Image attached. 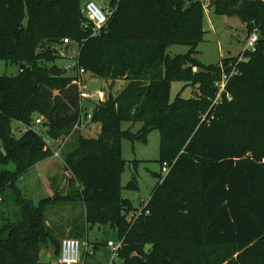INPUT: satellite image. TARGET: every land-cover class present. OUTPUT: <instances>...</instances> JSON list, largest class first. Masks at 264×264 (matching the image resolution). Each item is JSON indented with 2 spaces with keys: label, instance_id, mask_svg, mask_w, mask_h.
I'll return each mask as SVG.
<instances>
[{
  "label": "trees",
  "instance_id": "obj_1",
  "mask_svg": "<svg viewBox=\"0 0 264 264\" xmlns=\"http://www.w3.org/2000/svg\"><path fill=\"white\" fill-rule=\"evenodd\" d=\"M82 1L0 0V60L18 68L0 76V165L14 166L0 171V197L11 190L18 206L12 221L0 222V264H57L39 255L49 245L61 250L47 215L65 193L83 203L88 228L109 226L124 240L121 264H264V0H209L214 13L260 34L216 104L221 66L238 57L206 66L195 56L206 34L203 0H110L116 8L100 29ZM74 45L71 75L56 61ZM173 46L189 51L170 57ZM80 69L110 81L111 90L127 84L93 101L89 113ZM173 82L185 86L171 101ZM189 87L193 96L184 99ZM89 116L100 131L79 135L64 153L65 192L24 201L17 182L54 156L47 140L61 146ZM124 124L141 128L135 134ZM154 130L159 162L170 171L138 213L121 195L122 142H146ZM136 187L134 177L127 188Z\"/></svg>",
  "mask_w": 264,
  "mask_h": 264
},
{
  "label": "rangeland",
  "instance_id": "obj_2",
  "mask_svg": "<svg viewBox=\"0 0 264 264\" xmlns=\"http://www.w3.org/2000/svg\"><path fill=\"white\" fill-rule=\"evenodd\" d=\"M82 1V11L84 4L87 2ZM100 7L104 9L105 12H109L111 8L115 10V6H110V0H93ZM206 4V1H205ZM83 14L85 15L84 11ZM86 16V15H85ZM90 24L89 22H87ZM205 37L204 41L201 42L197 48V54L195 55L201 63L206 66L217 65L223 60L238 57L245 47L246 37L248 35V28L246 25L242 24L237 18H228L224 16H219L214 13L213 9L209 13L205 14L204 20ZM73 50L77 51V46H72L68 51H62V56L60 60L56 63L64 69V72L68 74H75V61L73 58L75 54ZM189 51V47L186 46H173L168 49L167 54L170 57H175L178 55H184ZM198 72V69H194ZM18 72L16 66L6 64L4 61L0 60V76H14ZM113 86V85H112ZM126 86L123 81H117L113 89L111 90V82L102 79L90 72H86L81 77V92H83L84 102L87 111L90 113L93 108V101L104 100L107 98L108 94L112 92L113 94L120 93ZM185 84L182 82H173L171 88V101H174L176 96L182 91ZM194 89L192 87L186 88L183 91L182 97L184 99H190L193 96ZM90 121L88 118L84 119L81 126H87L86 122ZM14 128L17 127L16 124L13 125ZM80 126V127H81ZM80 127L77 129L76 133L69 139L66 140L61 146H58L57 151L60 153V160H54L58 167H61L62 175L66 170L64 168V153L69 152L73 147L71 145L75 144L77 137L81 133H87L81 131ZM131 129L133 133H138L141 124H136L133 127L130 124H124L123 129ZM88 137L89 133L85 134ZM93 138V137H92ZM57 146V145H55ZM0 152H3V143L0 139ZM122 157L127 161L125 171L122 175V198L129 200L133 205L135 212H140V210L148 203L151 198L154 188L160 182V178L163 179L167 174L163 172V165L159 162L160 160V133L154 130L147 136L146 142L134 141L124 139L122 142ZM14 170V166L2 167L1 170ZM168 170V168H167ZM56 178L52 184L53 194L56 192H63L62 182L64 179H60V175ZM135 177L137 187L135 189L127 188L128 184ZM18 187H25L26 196L32 195L35 199H41L47 197L46 195H40L37 183L34 179V173H29L18 183ZM30 194V195H29ZM66 205L52 207L48 212V217L51 215V221L58 219L70 220L71 218L77 217L83 210L84 205H79L78 202L70 205L67 202ZM68 204V205H67ZM18 206L16 204V196L11 190H7L6 193L0 197V222H2L7 216L13 215ZM83 217L82 215H80ZM83 219V218H82ZM57 223V222H55ZM80 225V232L78 236H73L72 234H63L60 238H57L58 242L65 238H77L82 245V262L86 264H110L113 251L108 245V241H113L117 244L120 240L116 232H114L109 226H95L87 227L83 221ZM55 236H58L55 233ZM59 237V236H58ZM89 245L90 250L96 251L94 256H90L86 261L85 250L86 245ZM54 250V258L57 261L60 256V245L58 248L56 246L49 245ZM149 247H147L148 250ZM115 264H121V261L116 258Z\"/></svg>",
  "mask_w": 264,
  "mask_h": 264
},
{
  "label": "built area",
  "instance_id": "obj_3",
  "mask_svg": "<svg viewBox=\"0 0 264 264\" xmlns=\"http://www.w3.org/2000/svg\"><path fill=\"white\" fill-rule=\"evenodd\" d=\"M205 1H206V4H205ZM203 3H204L205 14L209 13L212 9L209 0H203ZM83 11L87 17V20L95 27V29H100L102 26H104L114 12L113 10H110L109 12H105L104 9L100 7L93 0L87 1L84 4ZM259 39H260V34L258 31V28H254L248 33L246 37L244 50L238 56L236 63L231 62L229 63L227 67H224L223 65L221 66L223 69V75H222L221 81L217 84L219 92L215 100V104L221 102V96L226 91V87L229 81L234 76H237L240 74L239 69H238L239 63L247 62L248 58L246 57V54L253 53L256 51ZM64 44L65 45L70 44V40L65 39ZM73 53L75 54V57H76L78 53V48H77V51L73 50ZM75 57L73 58V60L75 61V64H76ZM84 73H86L85 70L80 69L79 74L82 76ZM226 99L229 102L232 101V96L228 92L226 93ZM88 119L91 120V116H89ZM41 121H42V118L38 119L36 123L40 124ZM47 144L49 146L57 145L55 142L51 140H47ZM58 156H59V151H54V157H58ZM162 165H163V172H166V174H168L170 171V166L168 165V163H163ZM123 243H124V240H120L117 244H115L113 241L108 242L107 246L113 251V257H112L110 264H115V259L118 258L117 257L118 251L122 248ZM82 245L83 243L75 237L63 239L61 241L60 256L55 263L57 264H80L82 263V253H81ZM87 252L89 255L95 254V252L93 250L91 251L90 249H88Z\"/></svg>",
  "mask_w": 264,
  "mask_h": 264
},
{
  "label": "crops",
  "instance_id": "obj_4",
  "mask_svg": "<svg viewBox=\"0 0 264 264\" xmlns=\"http://www.w3.org/2000/svg\"><path fill=\"white\" fill-rule=\"evenodd\" d=\"M127 84L126 81H123ZM83 106L85 107V111H87L86 109V106H85V103H83ZM92 111V110H91ZM87 126H81L80 129L81 131H85L87 133L90 134V136H88V138H92V137H95L99 131H100V125L99 124H95V123H91L90 121H87L86 122ZM87 133H81V135L83 137L87 136L85 134ZM58 146H53L54 150L57 151V148ZM59 151V150H58ZM60 153H59V156L58 157H51L43 162H40L38 163L37 165H35L32 169H30L28 172H26L25 174H23L18 182H17V187H18V183L20 182V180H22L25 176H27L29 173H34V179L37 183V186H38V189L40 191V195H46L47 197L45 198H41V199H35L32 195L30 196H26V190H25V187H18V189L20 190L21 192V195H22V199L24 201H30V202H33L34 204L38 203L39 201L43 200V199H47V198H53L55 194H53V191H52V187H51V184L52 182L58 178L59 179V175H60V179H64V181L62 182V189H63V192H65V189L68 187V179L71 178V175L68 171H65L62 175V171L61 170V167H58V165L53 162L54 160H60ZM121 186H122V177H121ZM64 201H62V203L60 204H63V205H60V206H64L66 205L65 203L67 202L68 204L72 205L74 204L73 201H68L67 200V194L65 193L64 195ZM66 200V201H65ZM76 203V202H75ZM67 204V205H68ZM79 205H83L82 202H78ZM80 215H82L83 217H81ZM80 215H78L77 217H74V218H71V222L70 220H62L60 217L58 219H55L54 221H51V215L50 217H48L47 219V225L52 229L54 230V233H57V235L59 236H56L57 238H60V236H62L63 234H72L74 233L75 231H80L78 230L80 228V225L84 219H85V211H84V206H83V210L82 212L80 213ZM10 217H7V220L9 219V221H12L13 219V216L12 215H9ZM12 217V218H11ZM11 218V219H10ZM83 218V219H82ZM57 222V223H55ZM109 242V241H108ZM87 249L85 250V255H86V252L89 248V245L87 244ZM40 262L41 263H55L56 260L54 258V250L52 247H49V246H46L44 247L41 252H40Z\"/></svg>",
  "mask_w": 264,
  "mask_h": 264
}]
</instances>
